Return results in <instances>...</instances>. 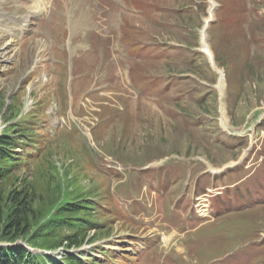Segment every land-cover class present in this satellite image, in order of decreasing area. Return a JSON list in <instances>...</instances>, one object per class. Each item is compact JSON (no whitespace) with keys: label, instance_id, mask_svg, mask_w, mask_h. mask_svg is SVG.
<instances>
[{"label":"rangeland","instance_id":"1","mask_svg":"<svg viewBox=\"0 0 264 264\" xmlns=\"http://www.w3.org/2000/svg\"><path fill=\"white\" fill-rule=\"evenodd\" d=\"M210 1L135 0L141 14L126 15L130 22L123 17L119 39L126 57L123 67L128 85L142 93L141 99L122 82L112 90L96 92L101 84L99 69L104 57L111 56L110 48L102 57L85 54L84 58L77 48L82 43L70 38L71 53L60 51L69 38L65 28L50 50L38 24L21 43L0 33V142L17 138L27 150H19L21 159L13 162L0 159V249L28 245L59 259L69 253L83 256L89 264H145L156 260L155 246L142 249L141 245L144 248L145 240L155 238L169 255L166 261L171 257L173 264H179L185 256L182 264H196L197 247L218 234L248 239L250 232L244 227L249 225L252 238L264 241V198L254 202L246 194L241 199L247 206L239 210H231L230 203L221 200L223 186L237 183L232 172L212 186L213 178L203 175L205 167L173 165L177 175L160 172L161 181L154 187L149 179L158 173L137 176L141 171L133 170L139 177L133 186L141 188L144 197L132 202L127 185L130 173L101 169L145 162L160 167L171 164L170 160H201L222 171L245 164L239 173L247 175L244 185H260L264 177V0H218L222 9L212 12ZM124 3L130 6L131 0ZM69 6L66 3L61 13ZM111 23L118 29V13H113ZM203 38L211 45L210 65L194 52L203 50ZM105 39L93 37L98 51ZM170 44L175 48L167 47ZM53 57L64 64L54 65ZM106 83L111 86L116 80L112 76ZM60 111L69 112L84 135L62 127L49 135L47 120L51 116L63 122ZM187 113L197 123L189 126ZM27 152L32 156L26 157ZM174 177L178 180L173 186ZM199 179L210 187L194 196ZM171 192L179 194L185 206L193 202V207L185 210L179 204L180 215L171 214L177 199L171 201ZM74 202L87 207L78 213L67 211ZM23 204L28 212L22 219L25 234L17 236L10 220ZM82 220L87 224L82 225ZM232 242L217 251H229L237 244ZM205 260L203 254L197 264Z\"/></svg>","mask_w":264,"mask_h":264},{"label":"trees","instance_id":"2","mask_svg":"<svg viewBox=\"0 0 264 264\" xmlns=\"http://www.w3.org/2000/svg\"><path fill=\"white\" fill-rule=\"evenodd\" d=\"M21 141H18L17 138H14L12 140L4 139V141L0 142V159L8 160L10 162H13L19 159V157H17V155L15 154L14 150L15 148L18 147V145L22 144ZM239 170L240 169L238 168L236 169V171L232 173V178L236 177L235 175L238 173ZM226 175L227 173L223 175H217L214 177L212 174L207 173L204 176L213 178L214 184H212V186H214L217 183L218 179L225 177ZM201 184L202 182L200 179L199 180L200 189L205 190L206 188L210 187V185H205V184L201 185ZM226 193H227L228 199L231 200L233 198V194L230 195L229 189L226 190ZM239 196H240V193H239ZM222 202H225V201L222 200ZM93 205H97V204L94 203ZM22 206L23 207L16 209L13 219L10 220V223H11L10 229L11 231H13V234L18 232L17 236L20 234H23V235L25 234V232L21 230L24 224V221L22 219H24L26 213L28 212L25 211L26 209L25 205L23 204ZM86 207H87L86 204L83 205L79 202L78 203L74 202V203H69L66 207V210L71 213H78V212H81ZM81 223H83L82 225L87 224V222H83V220ZM11 239H14V237L12 236ZM0 264H89V263L85 260L83 256L79 257L77 255H74L73 253H69L68 255H66L65 258H60V259L54 258L51 256L42 257L40 255L30 253L27 247L20 245L18 247L0 249Z\"/></svg>","mask_w":264,"mask_h":264},{"label":"bare ground","instance_id":"3","mask_svg":"<svg viewBox=\"0 0 264 264\" xmlns=\"http://www.w3.org/2000/svg\"><path fill=\"white\" fill-rule=\"evenodd\" d=\"M15 25H17L18 23L17 22H14ZM14 41V40H13ZM13 41H11L10 45H12Z\"/></svg>","mask_w":264,"mask_h":264}]
</instances>
